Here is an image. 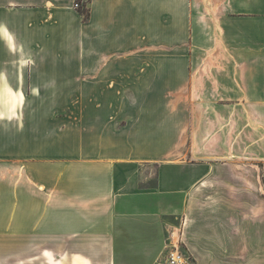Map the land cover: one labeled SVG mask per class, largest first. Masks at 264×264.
<instances>
[{
  "label": "crops",
  "instance_id": "crops-1",
  "mask_svg": "<svg viewBox=\"0 0 264 264\" xmlns=\"http://www.w3.org/2000/svg\"><path fill=\"white\" fill-rule=\"evenodd\" d=\"M79 1L87 18L75 0H0L1 102L78 95L85 111L1 168L0 264H167L176 240L196 264H264L232 162L264 165V0Z\"/></svg>",
  "mask_w": 264,
  "mask_h": 264
},
{
  "label": "rangeland",
  "instance_id": "rangeland-1",
  "mask_svg": "<svg viewBox=\"0 0 264 264\" xmlns=\"http://www.w3.org/2000/svg\"><path fill=\"white\" fill-rule=\"evenodd\" d=\"M75 2H81L75 0ZM74 2V4H75ZM77 9L82 10V5ZM84 13V10H82ZM86 14V13H84ZM3 48L0 44V54ZM209 56L210 53H207ZM79 75V74H78ZM82 73H80V78L78 81L81 82ZM72 103V110L67 107ZM68 104V105H67ZM61 105V106H60ZM64 105L66 108H62ZM9 106H5L1 102L0 98V138L1 136L8 135L10 136V143H7L5 146V151L2 147V142L0 140V170L1 168L10 167L11 170L18 169L26 166L29 158L25 157L24 152H21L20 146L23 143L20 141V137L24 135H33L35 131L39 129V133L43 136L51 134L52 125L56 123L67 124L66 122H79L84 116L85 111H83L82 106V96L73 95V96H51V95H29L23 94L19 100L14 102V107L11 109ZM194 113V112H193ZM87 114V112H86ZM203 118L206 120L207 127L204 128L201 142L198 145L200 149L204 151H214V111H204ZM5 121V124L3 122ZM69 124H72L69 122ZM39 125V126H38ZM73 133V132H72ZM171 144V143H170ZM45 145V144H44ZM169 144L167 142H156L149 144V151L153 150L158 152L166 148ZM183 145V144H182ZM185 146V145H184ZM185 147H189V144ZM50 149L49 143L45 147ZM9 150V151H8ZM24 151V150H23ZM176 154V159H180L182 152L178 150ZM183 157V156H182ZM234 167L236 168V183H239L238 180L245 182L246 186L249 188V201L251 203V216L262 218V223L264 227V165L258 160H243V159H234ZM2 177H0V185L2 183ZM183 219L180 220V227L182 229ZM260 223H256L252 226V229L263 230ZM254 231V230H253ZM251 236V242L253 243V232ZM175 241V244L172 245V249L178 247L186 256L188 261L187 264H196L195 259L189 255V250L186 249L185 243L181 240ZM253 257V255L251 256ZM252 258L251 264H255Z\"/></svg>",
  "mask_w": 264,
  "mask_h": 264
},
{
  "label": "built area",
  "instance_id": "built-area-1",
  "mask_svg": "<svg viewBox=\"0 0 264 264\" xmlns=\"http://www.w3.org/2000/svg\"><path fill=\"white\" fill-rule=\"evenodd\" d=\"M79 2H75L74 8L77 9L80 7ZM167 264H187L188 261L186 259V256L183 254V252L180 250V248L176 247L170 251V253L167 256Z\"/></svg>",
  "mask_w": 264,
  "mask_h": 264
},
{
  "label": "trees",
  "instance_id": "trees-1",
  "mask_svg": "<svg viewBox=\"0 0 264 264\" xmlns=\"http://www.w3.org/2000/svg\"><path fill=\"white\" fill-rule=\"evenodd\" d=\"M85 13V12H84ZM85 15V17L87 18L88 17V15L87 14H84Z\"/></svg>",
  "mask_w": 264,
  "mask_h": 264
}]
</instances>
